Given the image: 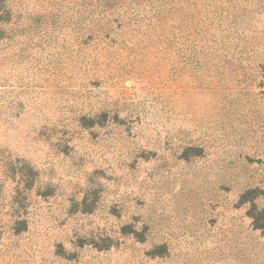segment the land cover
<instances>
[{
    "label": "rangeland",
    "instance_id": "374dc122",
    "mask_svg": "<svg viewBox=\"0 0 264 264\" xmlns=\"http://www.w3.org/2000/svg\"><path fill=\"white\" fill-rule=\"evenodd\" d=\"M0 264H264V0H0Z\"/></svg>",
    "mask_w": 264,
    "mask_h": 264
}]
</instances>
